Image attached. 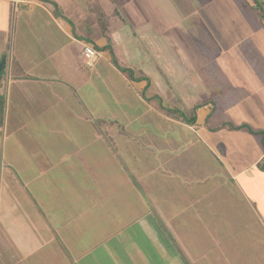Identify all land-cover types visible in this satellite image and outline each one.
Returning a JSON list of instances; mask_svg holds the SVG:
<instances>
[{
    "label": "crops",
    "instance_id": "obj_1",
    "mask_svg": "<svg viewBox=\"0 0 264 264\" xmlns=\"http://www.w3.org/2000/svg\"><path fill=\"white\" fill-rule=\"evenodd\" d=\"M132 1L136 2L137 0ZM155 2L160 8L161 15L157 17L160 18V21L154 17V15L157 16L155 13L143 15V13L134 12L135 19L126 23L120 22L125 16L131 15L122 9L127 3L126 0H0V97L2 93L5 96L0 110L2 116L0 121L5 120L3 129L6 130L7 122L11 125V118L15 120L20 116L24 120L21 121V125L16 124L15 127L23 130L25 123L30 121L29 117L53 120L48 123L49 128H45V131L51 136L56 134L60 138L59 143L62 151L59 152L57 144L56 147L54 146V154L57 155L56 152H58L59 159L64 156V160H66L68 156H65V153H70L74 158V160H69L71 159L69 157L66 161L59 162V159L56 161L51 157V151L45 152V146H39L34 141L35 138L30 140L36 145L28 148L30 151L27 154H37V159L34 158L33 161H30L31 164L27 168L37 170L38 187L41 184L40 192L43 194L40 195L38 192L33 197L28 195L29 216H31V220H40L42 214L41 218H44L45 222L44 228H47L46 232H49L46 237L43 236L45 233L40 236L39 245L52 241L60 255L62 247L66 252L64 257L68 258L67 261H70V264H105L103 262L108 258L109 261L112 260L113 264H165V258L168 257L171 250L169 257L174 258V248L171 244L173 238H169L167 234L180 233L181 227L186 231L185 225L179 220V227L176 230L175 227L173 228L170 218L173 217L174 212H169V216H167L170 218L163 221L161 211L164 206L159 204V202L169 203L172 201L171 191L180 188L179 185L182 186L186 180L181 177L165 178L161 176L159 181L154 178L149 183H143L140 177L141 173L134 172L132 169L134 166L126 161H131V158L133 160L138 157L137 155H142L139 148V151L135 150V146H122L125 143L126 129L118 121L121 119L120 113L125 114L126 107L121 106L117 101L123 102L126 99V89L134 91L139 101L147 108V113H154L153 119L148 120L164 136H170L169 140L162 141L158 140V137L163 138V135L157 133L153 135L155 141H151L156 144L162 142V147L167 149L170 156L160 166L163 170L161 171L162 175L166 169H182L184 164L174 163L173 157L186 152V146L179 145L174 131H161L166 125L165 122H170L171 126L186 124L188 129L194 135L197 134L199 138H201L199 133H205L206 129L210 132L227 129L231 133L236 129L237 133H242V141L236 135L240 143L235 142L234 149L230 144L231 156L228 168L223 165L222 160L212 149L211 152L218 159L219 170L224 169L232 181L229 189L235 193H237V189L239 191V201L242 199L243 202V206L237 207V210L240 208L242 211L240 215L249 213L258 218L264 215V142H260L259 138L255 140V135L258 134L256 132L264 134V87L258 86V82H251V84L247 82L246 78L238 80L237 85L229 86L226 91L227 95L234 90L235 96L238 94L237 86L242 84V87H249L246 89L248 90L246 98L242 96L238 102H233L235 106H245L244 108L247 110L244 112L248 117L237 119L233 125L228 123V128L224 126V120L215 118L210 126L209 116L217 111L218 101L214 99L206 101L210 98V92H208L210 88H207L199 77H195V73L192 74L193 67L199 68L202 66L201 63L194 58L191 49L183 44V34L177 30L172 18L168 19L169 13L164 9L162 3L159 5L158 0ZM123 11L125 16H123ZM84 43L92 44L99 52V58L92 67L84 64L82 57ZM109 46L113 47L119 65L124 68L123 71L115 66ZM74 48L78 49L75 51ZM106 49L109 50V53ZM230 55L231 59H236V56ZM258 62L264 65V56ZM46 65L49 66V71L46 70ZM132 67L141 72L142 77L137 81H132L128 77ZM105 72L112 78L114 76L115 80L111 82L106 80ZM259 73L264 74V70ZM72 75H76V77L72 78ZM95 77L100 80L98 82L101 84L97 85ZM233 78L237 79V77ZM214 88L217 90L216 86ZM94 90H97L98 98L95 97ZM103 90L114 92V96L116 99L118 98L117 101H114L118 106L117 109L110 107L108 99L104 98ZM191 90H195V93H197L196 90L204 91L205 97H202L203 100L200 99L198 102H192L190 101L192 98L198 99L201 94L192 96ZM25 92H31V95H27ZM176 93H180L179 95L187 101L192 109L197 106L194 123L184 122L178 119L179 117L176 118L175 113L174 118L169 117L171 115L168 112L165 113L164 105L169 106V99L171 103H174L179 97ZM226 98L232 99L231 97ZM24 104L28 105V112L24 107L20 108ZM258 106L262 109H259ZM132 109L130 108L129 112ZM144 113H138L135 116L130 114V120L140 119L141 121L146 118ZM59 114L73 116L87 122L85 126L79 124V128L85 131L88 127L91 138L102 141L101 153L103 154H101V158H104L106 162V166L102 170L111 169L112 172L116 170L115 181L111 177V171H101V174H98L93 169V159L85 156L86 146L61 144L62 138L68 139V136L74 137V133L75 136L78 133L76 130L60 129L56 121L63 120L64 117ZM190 116L187 117V120ZM115 122H118V125L111 129L112 123ZM54 126L57 128H53ZM222 135L221 133V147L226 148L223 145ZM114 137L122 144L115 146ZM241 142H245V146L240 150L241 153H246V157L237 152L236 146L242 144ZM196 149L195 147L187 148V152L192 154L191 159L197 155L195 154ZM224 152L226 153L228 150L224 149ZM198 159L197 162H193L194 166L200 162L203 165L196 168L207 169L200 156ZM63 162L64 164H62ZM186 167L189 169L188 166ZM127 171H133L134 176L127 179L124 185L118 176L123 179L128 176ZM166 172L169 173V176L172 174L170 171L166 170ZM101 176L105 178V186L98 180ZM40 178L44 181L39 183ZM101 179L103 180V178ZM111 179L113 183H110ZM238 179L242 180L245 188L234 186ZM107 184L112 188L110 189ZM218 184L225 185L227 183L223 179ZM130 187L134 190L133 193H141L144 190L147 201L145 206L140 204L143 197L137 194L134 198L128 196V200L126 199L124 191ZM78 188L84 193L83 198L79 195L84 203L82 209H88L87 211L90 213L85 212L86 216L82 217L83 213H78L80 208L76 205L72 210L66 208L62 212H57L55 208L62 202L68 204L67 201L80 199L73 194ZM159 193L167 194L161 197ZM115 194L119 196L118 199L114 198V201L118 200L117 209L119 210L116 212L121 211V213L112 215L114 209L111 207V203L113 205L115 203L111 199ZM135 198L137 207L135 208L134 204L132 207H128L131 205L130 199ZM183 199L190 200L188 197H183ZM106 200L111 201L108 203ZM45 201L49 202V207ZM53 201H57L59 204ZM125 201H128L126 206L128 209L125 207ZM31 203L35 204V209L30 210ZM182 206V210L187 209L186 205H181L179 208ZM200 209L195 205L192 210ZM104 213L106 214L104 215ZM79 218H84L86 223L80 227L81 229L72 225ZM109 223H113V225ZM21 224L19 221L16 222L14 228L22 229ZM2 225L3 228L4 224ZM31 225L28 226L31 227ZM226 227L222 225L219 230L215 231L219 234H232L233 232H229L230 230H227ZM254 227L256 229L257 226ZM82 228L88 231H84ZM37 230L40 232V229ZM251 230H254L253 227ZM246 232L249 233L248 229ZM137 233H142L149 240L147 247L143 248L138 244ZM120 234L123 235L121 241L113 245L111 242L114 241V237H119ZM149 234L152 236L150 237ZM237 239L242 241L247 239L248 241V236H240L238 233ZM19 242L23 243L20 240ZM249 245L252 248V245ZM28 246L26 244L27 248L33 250V247ZM213 248H215V244ZM213 248H209L206 252H212ZM119 253L122 257L120 260L123 261L121 263L117 259ZM177 256L180 261V250H178ZM220 257L217 258L219 261H216L215 264H223L222 260L228 258L223 254H220ZM182 259L184 260L183 257ZM51 261L53 262V259ZM38 263L40 264V261ZM203 264H212V262L208 261Z\"/></svg>",
    "mask_w": 264,
    "mask_h": 264
},
{
    "label": "rangeland",
    "instance_id": "obj_2",
    "mask_svg": "<svg viewBox=\"0 0 264 264\" xmlns=\"http://www.w3.org/2000/svg\"><path fill=\"white\" fill-rule=\"evenodd\" d=\"M126 1L127 3L122 9L128 15H131L125 16V12L123 11V16H125V18L120 22L127 23L135 19V17H133V14L135 13H143V15L155 13L157 16L154 15V17L157 21H160V18H157L161 15L160 8L155 0H137L136 2H133L132 0ZM157 3L159 5L162 3L164 9L169 13L168 19L172 18L177 30L181 31L183 34V44L191 49V53L195 56L194 58L201 63L202 66L199 68L197 66L196 68L193 67L194 72L192 74L195 73L196 75L194 74V76L199 77L200 80L204 81L207 88H210V90H208V92H210V98L206 101L210 99L218 101L217 111L209 116V119H211L209 125L212 126L215 118H221L224 120V126L228 128V123L233 125L236 123L237 119L241 120V118L248 117L245 114L246 112H244L247 110L244 108L245 106H235L233 102H238L242 96L243 98H246L248 91L246 89L249 87H242V84L241 86H237V96H235L234 90L229 92L228 95L226 91L229 86L237 85L238 80H243L244 78H246L247 82H258V86L264 87V74L259 73L264 70V65L258 62L260 61V58L264 56V24L262 23L264 22V0H206L204 2L203 0H158ZM241 35L242 37H240ZM77 49L78 48H74L75 51ZM109 49H111L110 54L113 57L112 59L115 66L123 71L124 68L119 65L115 57L117 55L113 52V47L109 46ZM106 50L109 53V50ZM230 54L236 56V61L230 58ZM46 66V70L49 71V66ZM52 73L54 74V71ZM140 73L139 70L132 67L131 71L129 70L128 77L132 79V81H137L142 77ZM73 77H76V75H72V78ZM105 77H107L106 80L109 82L115 80L114 76L112 78V76H108L106 72ZM233 77H237V79ZM94 79L97 81V85L101 84V82H98L100 81L98 78L95 77ZM214 86H216L217 90ZM242 88L245 89L242 90ZM103 91L104 98L108 99L110 107H116L117 109L118 106L114 101H117L118 98L116 99L114 92ZM191 91L192 96L201 94L198 96V99L195 97L192 98V100H190L192 102H198L200 99L203 100L202 97H205L204 91L200 92L196 90L197 93H195V90ZM126 92V99H124L123 102H120L119 100L117 101L121 106L126 107L125 114L120 113L121 119L118 121L119 124L126 129L125 143L122 146H135V150L139 151V148L142 153V155H137L138 157L135 159L133 158V160L131 158V161L126 160L127 163L134 166V168H132L134 172L139 171V173H141L140 177L143 183H149V181L154 178L159 181L161 176L165 178L181 177L186 180L185 183H182V186L179 185L180 188L171 191L173 194L172 201L169 203L159 202L161 206H164L162 211L160 210L163 221L170 218L168 217L169 212H174L173 217L170 218L173 222V228L175 227L176 230L179 227V220L182 221V224L185 225L184 228L186 229V231H184L181 227L180 233L167 234L169 238H173L171 244L175 251L173 250L174 258H172L169 257L172 252L171 250L168 257L165 258V264H203L208 261L215 264L216 261H219L217 258H221L220 254L228 257L222 260L223 264H264V215L263 217L258 218L249 213L245 214L244 211L245 215H240L242 211L240 208L237 210V207L239 205L243 206V202L241 201L242 199L239 201V191L237 189V193H235L233 190L229 189L232 181L224 169H222V171L219 170L217 167L218 159L217 157L215 158L214 154L211 152L212 149V151H214L222 160L223 165L228 168L230 166L231 156L229 149H231V147L234 149V143H240L239 139H241V141L243 140L242 133H237L236 129L231 133V131L227 129L210 132V130L204 128L206 129L205 133H199L201 137L199 138L197 134L194 135V133L188 129L186 124H174V126H171L172 124L170 122H165L166 125L163 126L164 128L161 131H174L176 133V138L179 140V145L186 146V152L181 153L180 156L176 155L173 157L174 163L184 164L182 169H166L172 174L169 176V173L164 170V175H162L161 171L163 170L160 166L166 161V159H169L170 156L167 149L162 147V142H157L156 144L151 141H155L153 135L157 133L163 135V138L158 137V140L162 141L169 140L170 136H164V134L149 121L153 119L154 113H147V108L144 107V104L141 101H139L134 91L126 89ZM25 94L31 95V92H25ZM176 94L181 97L179 95L180 93ZM94 95L98 98L97 90H94ZM179 97L174 103H171L169 99V106L167 107L164 105V109L165 113L168 112V114L171 115L169 117H173L175 113L176 118L179 117L178 119L185 122L187 121V117L193 114L194 108L192 109V107H189L187 101L184 100V98ZM226 97H231L232 99L230 100V98L227 99ZM0 98H2L0 99L1 110V105L5 98L3 93ZM71 103L73 104V102ZM23 107L27 112L29 111L28 105L24 104L20 108L23 109ZM130 108L133 109L129 112ZM258 108L262 109L259 106ZM142 112H145L144 115L146 118L141 121L140 119L136 121L130 120V114L135 116ZM176 113L179 114V116H177ZM59 116L65 118L56 121L60 129L76 130L78 133L76 136L74 133V137L68 136V139L62 138L63 141L61 144L86 146L87 151L85 152V156L93 159V169H95L98 174H101V171H111L112 176H110L113 177L115 181L117 178L116 170L113 171L115 174L111 169L102 170V168L106 166L104 158H101V154H103L101 153L103 146L102 141L92 139L88 127L85 131L79 128L81 124H84L85 126V123L87 122H83L80 118H75L73 116L69 117L64 114H59ZM1 117L0 114V118ZM145 119H147V121H145ZM22 120H24L22 116L15 120L11 118V125L7 122L6 130L3 129V126H5V120L0 121V264H39L38 261H40V264H70V261H67L68 258L64 257L66 252L63 251L62 247L60 255L55 249V243L52 241L39 245L40 236L45 233L43 236L46 237L49 232H46L48 230L47 228H44L45 222L44 218H41L42 214L40 215V220H31V216H29V205L27 204L29 194L32 197L36 196L38 192L40 195L43 194L40 192L41 184H39L38 187L37 170L27 168V166L31 164L29 163L30 161H33L34 158L35 160L37 159V154H27L28 151H30L29 149L33 145H36L35 142L30 140L35 138L34 141H36L39 146H45V152L51 151V157L58 161L59 157L57 155H59V153L56 152L57 155L54 153L57 144L59 152L61 153L62 151L59 143L60 138L56 134H54L55 137L51 136L45 131V128H49L48 123L53 122V120L29 117L30 121L25 123L24 130L15 127L16 124L21 125ZM118 122H115L114 124L112 123L111 129L113 127L115 128V126L118 125ZM238 123L240 122L238 121ZM53 128H57V126H54ZM238 131L241 132L240 129H238ZM221 133L223 134V145H225L226 148L221 147ZM236 135L239 136V139ZM255 136V140L259 138L258 140H260V142H264V134L259 132ZM113 140L115 141V146L122 144V142L119 143L118 139L115 137ZM107 141L110 143L109 140ZM241 143L242 144H239V146H236L237 152H240L241 155L246 157V153H241L242 151L240 150L245 146V142ZM39 146L37 145V147ZM194 147L197 148V151L195 152L197 155L191 159L192 154L187 152V148ZM224 149L228 150V152L225 153ZM65 156H68L67 159H69L71 154L65 153ZM198 156L201 157V160L205 163L204 165H206L207 169L196 168L203 165L200 162L194 166L193 162L199 160ZM72 159L74 160L72 157L69 160ZM63 160L64 156L63 158L60 157L59 162H62ZM62 164H64V162ZM186 166H188L189 169ZM133 171H127L129 177H124V180L119 176L118 179L125 185L126 180L134 176ZM101 178H103V180ZM101 178L99 177L98 180H100L105 186V178L103 176H101ZM223 179L227 184H218L222 182ZM42 181L44 180L40 178L39 183ZM110 183H113L112 179ZM179 183H181V181H179ZM187 183H190V186H188ZM236 185L237 188H245L241 179L235 181L234 186L236 187ZM107 186L110 189L112 188L111 185L109 186L107 184ZM133 192L134 190H132L131 187L130 189H126V191H124L126 199L128 196L129 198L130 196L131 198H134L135 194H137L143 197V201H141L140 204L145 206L147 201L144 190H142L141 193ZM73 194L78 196V198L80 196L82 198L84 197V193L80 188H78L77 191H74ZM159 194L163 197L167 193ZM81 197L80 199H77V201H67L68 204L66 202L59 204V202L55 201L56 204H59L56 206L55 210L57 212H62V210L66 208L72 210L76 205L80 208L78 213H83L82 217H85V212H90L87 211L88 209H82L84 203H82ZM115 197L118 199L119 196L115 194L111 200L114 201ZM183 197H188L190 200H185ZM170 198L172 199V196H170ZM111 200L106 201L109 203ZM117 202L118 200H115L114 205L111 203V207L114 209L112 215L121 213V211L116 212L119 210L117 209ZM129 202H131V205L128 207H132L133 204L135 208L137 207L136 198L133 200L130 199ZM31 204L32 208H30V210L35 209V204ZM45 204L49 207V202H46ZM103 204L105 205V201ZM124 204L126 207L128 201H125ZM181 205H186L187 209L182 210L183 206L179 208ZM195 205L202 210L193 211L192 209ZM128 207H126V209H128ZM45 209L51 210L49 208ZM157 212L159 211L157 210ZM105 214L106 213H104V215ZM109 214H111V211H109ZM18 221L22 223V229L14 228V224ZM82 222L84 223L80 224ZM106 223L108 224L107 221ZM2 224H4L3 228ZM85 224L84 218H79L76 223H72L73 226H78L79 228ZM109 224L113 225V223ZM28 225H31V227ZM222 225L227 226L226 229L233 233L219 234V232H216L215 230H219ZM254 226H257L256 229ZM252 227L254 230H251ZM37 229H40V232ZM84 229L85 228H82V230ZM247 229L249 232L248 234L246 232ZM256 231L258 232L257 234ZM238 233L240 236H248V241L247 239L246 241L237 239ZM158 235H161V233H158ZM149 236L151 237L152 234H149ZM122 237V234H120L119 237H114V241L111 243L116 245L117 242L119 243L121 241ZM137 237V241H139L138 244L142 245L143 248L147 247L149 240H147L142 233H137ZM231 237L233 238L231 239ZM46 239L48 240V238ZM19 240L23 243H20ZM26 244L29 245L28 247H33V250L32 248H27ZM214 244L215 248H213ZM249 244L252 245V248ZM20 245L24 246L22 247ZM209 248H213L215 252L214 250L212 252H206ZM178 250H180V255L184 260L180 256L179 261V257L177 256ZM120 257L119 253V258H117L119 263L123 262L121 261L122 257ZM52 259L53 262L51 261ZM103 263L113 264L112 260L109 261V258Z\"/></svg>",
    "mask_w": 264,
    "mask_h": 264
},
{
    "label": "built area",
    "instance_id": "obj_3",
    "mask_svg": "<svg viewBox=\"0 0 264 264\" xmlns=\"http://www.w3.org/2000/svg\"><path fill=\"white\" fill-rule=\"evenodd\" d=\"M82 57L84 64L88 67H92L99 58V52L92 44L84 43L82 49Z\"/></svg>",
    "mask_w": 264,
    "mask_h": 264
},
{
    "label": "trees",
    "instance_id": "obj_4",
    "mask_svg": "<svg viewBox=\"0 0 264 264\" xmlns=\"http://www.w3.org/2000/svg\"><path fill=\"white\" fill-rule=\"evenodd\" d=\"M264 24V22H262ZM193 114L190 116V118H188L187 121H189V123H194L195 119H196V108L197 106H194L193 107ZM246 125H243V127H245ZM239 127H242V126H239ZM247 127V126H246ZM248 128V127H247ZM250 129V128H249ZM256 133H259V132H256Z\"/></svg>",
    "mask_w": 264,
    "mask_h": 264
}]
</instances>
